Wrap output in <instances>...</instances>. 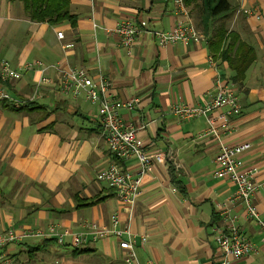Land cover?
I'll return each instance as SVG.
<instances>
[{
	"label": "crops",
	"instance_id": "0c3cea01",
	"mask_svg": "<svg viewBox=\"0 0 264 264\" xmlns=\"http://www.w3.org/2000/svg\"><path fill=\"white\" fill-rule=\"evenodd\" d=\"M229 2L233 13L228 33L237 34L254 52V61L238 82L231 80L228 62L214 56L208 40L162 48L143 35L128 51L116 35L106 33L128 19H145L156 30L169 31L187 19L175 0H71L74 27L68 21H33L21 1L0 0V65L7 60L18 68L39 60L84 67L93 76L100 70L111 83L122 119L139 127L145 152L165 157L144 175L130 219L129 207L98 177L114 163L136 172L137 162L118 160L109 152L97 106L82 97L63 96L57 84L44 85L33 98L42 76L38 70L24 71L15 81L0 79V87L27 102L20 108L0 102V235L11 227L47 230L52 224L66 234L63 243L46 238L11 244L13 264H125L126 251L117 237L89 239L79 249L72 246V234L85 222L107 225L114 213L129 224L142 264H219L223 256L213 230L225 226L223 211L238 217L242 234L256 246L255 253L229 264H264L259 227L232 200L234 184L215 175L219 141L199 138L207 127L204 119L181 121L169 114L173 104L208 103L221 74L241 107L229 130L221 131V141L249 143L244 165L257 168L256 181H264V0ZM59 32L63 39L57 37ZM209 57L217 61V69ZM49 75L58 79L55 71ZM132 98L138 99L135 108L122 106ZM253 202L264 210L263 193L256 192Z\"/></svg>",
	"mask_w": 264,
	"mask_h": 264
},
{
	"label": "built area",
	"instance_id": "2783aa9c",
	"mask_svg": "<svg viewBox=\"0 0 264 264\" xmlns=\"http://www.w3.org/2000/svg\"><path fill=\"white\" fill-rule=\"evenodd\" d=\"M94 2V0H90ZM180 14L187 16L184 21H179L171 30L160 31L151 27L145 19H128L117 22L112 28H107L108 35H116L122 47L130 51L136 41L143 35L154 38L160 47L166 48L170 45L182 42L205 41V37L195 26L189 15V10L184 0H175ZM244 13L251 14L245 10ZM259 18V16L257 17ZM97 25L94 24V28ZM59 39H63L61 32L57 33ZM70 47L66 45L65 48ZM209 64L217 69V61L209 57ZM38 70L42 73L36 82L33 98L38 96V91L44 85L57 84L60 93L65 97L84 98L93 106H97V117L101 126V135L104 138L109 152L119 160L133 158L137 162V171L125 169L117 163L112 164L107 170L99 174V179L105 182L120 198L121 202L129 207V218L134 214V208L142 195V181L153 163L162 164L165 157L162 154L149 155L145 152L138 140V130L132 124L125 122L118 112L119 106L111 91V83L99 70L93 76L84 67H73L67 64L47 65L42 61L35 60L26 62L15 68L7 60L0 65V79L3 82L19 80L24 71ZM49 71H55L58 79L55 81L49 75ZM215 92L211 100L203 106H188L184 104H173L169 114L178 117L181 121L202 118L206 121V129L199 138L207 136L214 137L219 141V150L216 157V172L218 178H226L236 188L232 200L240 203L244 208L246 217L252 220L260 229L261 241L264 244V210L258 209L253 202V196L260 191L264 195V181L257 182L258 173L255 167H245L242 155L250 149L249 143L227 145L221 141V131H228L231 119L240 114L241 107L232 85L219 74L215 80ZM0 102H8L15 108L27 104L26 101L15 98L2 87H0ZM138 99L132 98L124 101L122 106L127 109L136 107ZM223 110L221 114L216 112ZM229 212V211H228ZM223 211L225 226H215L214 235L216 243L221 250L223 261L219 264H229L233 259H241L256 252V246L250 239L245 237L237 223L238 217ZM66 234L59 225L52 224L47 230L26 229L16 231L13 227L0 235V264H13L12 256L9 254V246L29 240H42L54 238L63 243ZM120 239V249L126 251L125 264H142L137 256L136 244L129 224H122L120 215L114 213L107 225H99L95 222H85L82 230L72 234V246L82 248L89 239L102 240L108 237ZM142 241H147L142 237ZM148 264H154L149 262ZM217 264V263H211Z\"/></svg>",
	"mask_w": 264,
	"mask_h": 264
},
{
	"label": "trees",
	"instance_id": "16d2710c",
	"mask_svg": "<svg viewBox=\"0 0 264 264\" xmlns=\"http://www.w3.org/2000/svg\"><path fill=\"white\" fill-rule=\"evenodd\" d=\"M9 1H21L33 21L48 22L51 25L68 21L73 27L76 25L77 17L72 15L70 11L71 0ZM184 1L187 8H189L191 17L195 19L197 29L209 41L214 56L218 55L219 59L228 62L229 68L233 72L231 80L233 82L241 81L247 68L254 61V52L245 43L239 41L237 34L231 35L227 31V21L233 13L229 0ZM234 51L235 55L231 57V53Z\"/></svg>",
	"mask_w": 264,
	"mask_h": 264
},
{
	"label": "rangeland",
	"instance_id": "374dc122",
	"mask_svg": "<svg viewBox=\"0 0 264 264\" xmlns=\"http://www.w3.org/2000/svg\"><path fill=\"white\" fill-rule=\"evenodd\" d=\"M196 24V23H195Z\"/></svg>",
	"mask_w": 264,
	"mask_h": 264
}]
</instances>
